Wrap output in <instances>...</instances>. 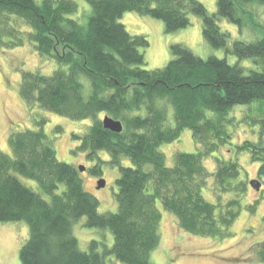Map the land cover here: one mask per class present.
I'll list each match as a JSON object with an SVG mask.
<instances>
[{
    "label": "trees",
    "instance_id": "obj_1",
    "mask_svg": "<svg viewBox=\"0 0 264 264\" xmlns=\"http://www.w3.org/2000/svg\"><path fill=\"white\" fill-rule=\"evenodd\" d=\"M85 1L92 11L82 25L68 17L79 8L71 0H0V49L30 42L42 59L60 66L52 75L22 72L19 93L28 110L39 107L73 121L92 119L85 134H73L79 144L73 153L98 159L91 172L102 178L99 154L105 151L121 174L115 181L118 211L100 214V201L86 191L76 166L58 160L44 119L36 130L11 132L13 157L0 149V222L27 224L30 236L19 251L21 264H107L109 256L122 264H152L151 254L162 240L157 201L190 235L230 237L247 191L243 170L236 161L216 158L211 173L204 162L231 143L232 111L264 101V37L235 40L230 47L231 34L218 22L227 19L242 29L249 6L264 5V0H218L213 14L198 0ZM127 12L161 20L169 34L189 27L191 14L196 15L205 41L238 63L216 56L203 60L184 44H173L174 58L166 67L146 70L140 49L150 44L120 23ZM20 20L30 32L16 28ZM247 59L258 68L243 67L240 63ZM102 114L122 122L123 132L106 130ZM247 119L259 125L261 138L244 141L237 153H249L260 164L258 178L263 179L264 109L259 119L251 114ZM186 129L198 152L178 153L174 167H168L160 147L176 142ZM55 131L60 135L62 128ZM123 157L132 166H122ZM20 176L36 182L44 196ZM212 176L217 203L207 202L202 192ZM232 193L235 197L224 203L222 196ZM83 217L88 228L111 231V248L94 240L87 250L80 249L73 225ZM255 252L264 264V243Z\"/></svg>",
    "mask_w": 264,
    "mask_h": 264
},
{
    "label": "rangeland",
    "instance_id": "obj_2",
    "mask_svg": "<svg viewBox=\"0 0 264 264\" xmlns=\"http://www.w3.org/2000/svg\"><path fill=\"white\" fill-rule=\"evenodd\" d=\"M41 2V0H37ZM78 4L76 13L69 15L71 19H76L80 24L85 25L91 16V7L85 0H71ZM202 2L210 14L217 12L218 0H198ZM251 13L245 14V27L240 29L237 25L230 23L227 19H220L218 24L221 30L231 34V45L235 40L244 42H256L264 37V5H250ZM191 25L180 31L171 34L165 32V23L151 17H143L135 12H127L120 19L127 31L134 36H145L150 44L140 51L145 56L146 70L162 69L174 58L170 54V47L173 44H184L192 53L201 59L218 57L227 59L235 65L238 63L237 57L230 55L224 49L212 48L203 36V22L191 14ZM14 24V23H13ZM16 28L23 32H30L23 21H18ZM243 67L258 68L255 63L247 59L240 63ZM60 67L54 60L42 59L34 49V44L26 42L21 47L11 49H0V149L11 157L13 153L8 146L10 133L22 132L27 129L36 130L39 127L38 121L44 119L45 134H48L53 142L58 160L67 164L75 165L79 171L80 166L85 167V171L80 172L83 186L90 194H93L100 201L99 213H115L118 211L115 193L117 185L115 181L120 177L119 167L109 164L110 155L101 151L99 159L103 176L106 180V187L98 189L97 182L102 179L94 175L91 170L99 165V160L89 161L86 154H74V149L79 145L73 141V134H85L93 124L92 119L73 121L49 111L36 107L30 112L23 102L19 89L23 71H39L43 75H52ZM264 109V101H256L251 107L238 105L232 111L231 118H235V125H229L232 141L229 145L221 147L219 152L210 156L204 166L211 173H215L216 158L226 161H236L243 170L242 179L246 182V192L242 198L241 214L235 221L230 237L223 239L215 237H199L190 235L177 225L175 215L167 212L163 204L157 201V207L161 213L160 233L162 236L159 248L151 254L152 264H263L260 262L256 252L258 245L264 243V177L258 178L260 164L251 160L249 153H237V147L246 140L259 141V125L248 121V115L260 118V109ZM100 120L104 115H100ZM60 126L62 133L56 134V128ZM166 157L167 166L174 167L175 156L178 153H197L198 146L195 144L192 131L186 129L180 138L174 143L165 144L160 147ZM122 166H132L130 160L123 157ZM21 181L37 193L43 192L39 185L31 179L19 177ZM258 180L261 184L260 191L252 188L250 182ZM215 180L210 177L208 187L202 192L207 202L217 203V195L214 191ZM44 196V195H43ZM235 194L222 196L224 203L229 202ZM255 205L251 212L252 205ZM252 206V207H251ZM87 218L83 217L73 225V233L79 240L80 249L87 250L89 244L94 241H104L111 248L114 239L110 230L99 228H88ZM30 232L26 223H1L0 222V264H21L20 248L29 239ZM107 264H122L109 256L106 258Z\"/></svg>",
    "mask_w": 264,
    "mask_h": 264
},
{
    "label": "water",
    "instance_id": "obj_3",
    "mask_svg": "<svg viewBox=\"0 0 264 264\" xmlns=\"http://www.w3.org/2000/svg\"><path fill=\"white\" fill-rule=\"evenodd\" d=\"M103 126L106 130L108 131H112L114 133L117 134H121L123 131V124L120 121L114 120L112 117L109 116H105L103 119ZM80 172L85 171V167L84 166H80L79 169ZM250 185L252 188L256 189L257 191H260V187L261 184L258 180H253L252 182H250ZM97 186L98 189H103L104 187H106V180L104 178L100 179L97 182Z\"/></svg>",
    "mask_w": 264,
    "mask_h": 264
}]
</instances>
